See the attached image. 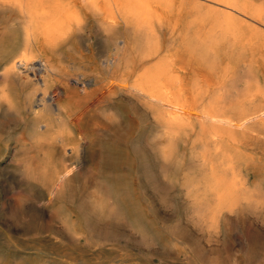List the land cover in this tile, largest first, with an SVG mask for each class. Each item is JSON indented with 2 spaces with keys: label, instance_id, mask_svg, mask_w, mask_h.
I'll use <instances>...</instances> for the list:
<instances>
[{
  "label": "bare ground",
  "instance_id": "6f19581e",
  "mask_svg": "<svg viewBox=\"0 0 264 264\" xmlns=\"http://www.w3.org/2000/svg\"><path fill=\"white\" fill-rule=\"evenodd\" d=\"M191 2L0 0V118H19L22 147L34 143L66 157L57 181L74 179L87 154L94 170L101 164L115 174L125 170L133 181L136 171L149 172L165 186L156 175L184 169L191 154L188 167L198 162L210 172L205 185L246 184L234 159L247 127L264 124V104L249 109L262 88L264 44L251 34L241 38L237 23L241 14L254 25L263 23L229 0L214 1L225 9L221 16ZM258 12L264 13V6ZM211 18L219 37L210 36ZM99 40L101 49L95 44ZM221 40L227 41L225 47ZM217 67L226 74L223 81L210 72ZM233 87L235 96L225 99ZM214 89L221 90L218 98L212 96ZM116 96L131 100L149 119L145 137L133 149L127 145L129 132L118 136V113L111 109ZM121 116L127 118L124 111ZM94 125L109 148L88 131ZM196 140L200 158L193 148ZM12 167L30 174L29 166ZM56 190L52 183L49 192ZM89 218L94 226L121 215L104 202L91 209ZM0 242L9 245L1 231Z\"/></svg>",
  "mask_w": 264,
  "mask_h": 264
},
{
  "label": "rangeland",
  "instance_id": "374dc122",
  "mask_svg": "<svg viewBox=\"0 0 264 264\" xmlns=\"http://www.w3.org/2000/svg\"><path fill=\"white\" fill-rule=\"evenodd\" d=\"M214 1L224 2L191 3L202 12L221 16L225 9ZM229 1L258 15L264 24V13L258 12L264 0ZM239 17L241 38L251 34L256 43L264 44V25ZM212 18L207 24L210 36L219 37L220 28ZM84 32L95 39L88 29ZM95 44L101 49L103 41ZM219 44L225 47L227 41ZM210 72L216 80L225 79L218 67ZM258 83L261 92L250 110L264 104V75L258 76ZM228 90L225 99L235 96L234 87ZM220 92L214 89L212 96L218 98ZM113 105L119 115L118 136L129 132L127 145L133 149L145 137L149 119L127 98L116 96ZM0 120V231L9 241L7 246L0 242V264H264V124L253 122L247 127L241 153L234 159L246 184L213 188L205 185L210 172L198 162L195 168L187 166L194 160L191 154L186 155L184 169L156 175L165 186L149 172L136 171L133 181L125 170L115 174L102 164L94 170L87 154L74 179L57 181L66 157L34 143L22 147L17 139L22 131L19 118ZM88 131L99 138L101 147L109 148L96 125ZM193 148L200 158L198 140ZM12 165L29 166L30 174ZM52 183L57 186L54 193L49 192ZM104 202L121 218L93 226L89 213Z\"/></svg>",
  "mask_w": 264,
  "mask_h": 264
}]
</instances>
